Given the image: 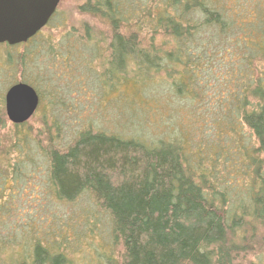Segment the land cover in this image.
Segmentation results:
<instances>
[{
  "label": "trees",
  "instance_id": "1",
  "mask_svg": "<svg viewBox=\"0 0 264 264\" xmlns=\"http://www.w3.org/2000/svg\"><path fill=\"white\" fill-rule=\"evenodd\" d=\"M82 1L79 12L106 29L101 38L85 25L78 37L101 60L104 95L119 87L141 94L158 81L168 98L205 105L220 137L237 142L204 163L202 150L188 153L182 139L145 143L87 129L61 151L48 137V187L66 203L90 196L108 217L107 236L122 249L120 258L99 264H233L259 238L264 247L257 232H264V6L249 12L247 0ZM231 158L243 164L248 181L236 195L215 176L216 163ZM45 235L9 263L71 264Z\"/></svg>",
  "mask_w": 264,
  "mask_h": 264
},
{
  "label": "rangeland",
  "instance_id": "2",
  "mask_svg": "<svg viewBox=\"0 0 264 264\" xmlns=\"http://www.w3.org/2000/svg\"><path fill=\"white\" fill-rule=\"evenodd\" d=\"M247 1L249 12L251 5L264 6V0ZM82 3L60 0L54 17L35 38L14 47L0 45V260L7 264L29 253L32 242L45 240L46 233L49 242L57 240L53 242L56 251L71 264H99L105 256H121V247L106 234L108 217L90 196L66 203L57 200L48 187L42 157L48 137L61 151L87 129L145 143L182 139L188 153L202 150L204 163L216 150L236 149L233 135L220 137L222 130L212 124L214 113L206 111L205 105L168 98L166 87L158 81L141 94H132L133 87L123 94L119 87L112 94L105 90L104 95L101 60L91 56L92 49L83 48L78 37L85 25L101 38L106 29L79 12ZM102 55L106 57L105 52ZM18 83L32 87L40 100L34 115L15 126L6 118L4 95ZM241 132L245 145L251 146L250 133L244 128ZM231 159L235 161L216 163L215 176L236 195L248 181L243 164ZM257 232L264 235L261 229ZM258 243L233 264H264V247Z\"/></svg>",
  "mask_w": 264,
  "mask_h": 264
},
{
  "label": "water",
  "instance_id": "3",
  "mask_svg": "<svg viewBox=\"0 0 264 264\" xmlns=\"http://www.w3.org/2000/svg\"><path fill=\"white\" fill-rule=\"evenodd\" d=\"M60 0H0V45L25 44L44 29ZM39 97L24 83L11 86L4 95L7 120L13 125L26 123L36 112Z\"/></svg>",
  "mask_w": 264,
  "mask_h": 264
},
{
  "label": "flooded vegetation",
  "instance_id": "4",
  "mask_svg": "<svg viewBox=\"0 0 264 264\" xmlns=\"http://www.w3.org/2000/svg\"><path fill=\"white\" fill-rule=\"evenodd\" d=\"M56 11H57V9H56ZM56 11H55V13H56ZM54 16V15H53Z\"/></svg>",
  "mask_w": 264,
  "mask_h": 264
}]
</instances>
